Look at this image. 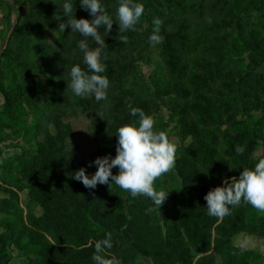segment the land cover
Listing matches in <instances>:
<instances>
[{
	"label": "rangeland",
	"instance_id": "obj_1",
	"mask_svg": "<svg viewBox=\"0 0 264 264\" xmlns=\"http://www.w3.org/2000/svg\"><path fill=\"white\" fill-rule=\"evenodd\" d=\"M4 1L10 6L17 0ZM232 1L236 9L222 0H156L166 42L153 46L152 22H138L131 31L138 33L140 46L128 41L118 53L107 48L102 53V62L112 67L134 61L147 93L125 73L109 83L107 99L95 111L77 108L67 87L72 66L87 70L73 41L98 45L70 27L59 30L67 23L65 0H22L16 10L0 6V55L11 60L0 63V88L8 97L3 115L0 92V172L18 181L0 178V246L8 264H71L78 251L92 246L93 255V240L59 234L51 221L64 233L90 225L128 228L139 250L106 256L121 264H159L156 254L166 250L155 239L156 223L175 245L171 263L182 255L186 264H264V213L242 201L218 218L208 214L203 199L264 158V0ZM71 2L76 19H92L80 0ZM100 2L114 22L109 33L98 29L107 45L118 30V0ZM19 7L20 24L13 30ZM60 33L68 41L63 48L53 45ZM129 103L151 115L155 128L177 146L175 168L155 182L158 191L169 192L160 208L115 184L87 189L73 179L82 167L89 177L94 174L95 165H88L97 157H115L117 129L138 121ZM237 145L245 147L242 155L235 152ZM120 205L129 209L126 222L114 214ZM43 215L50 220L47 233L28 220ZM91 257L75 264H94Z\"/></svg>",
	"mask_w": 264,
	"mask_h": 264
},
{
	"label": "clouds",
	"instance_id": "obj_2",
	"mask_svg": "<svg viewBox=\"0 0 264 264\" xmlns=\"http://www.w3.org/2000/svg\"><path fill=\"white\" fill-rule=\"evenodd\" d=\"M80 6L92 19H76L71 0H65L61 7L67 17V23L60 24L59 30L62 32L66 27H70L71 32H78L85 38L91 37L98 47L91 48L86 39L78 42V48L83 53V62L89 71H84L78 64L72 66L67 87L77 97L87 99L94 96L96 101L106 100L110 82L107 76L101 74L106 71L102 53L108 46L98 29L104 26L109 33L114 22L100 0H80ZM143 12L142 3L135 0H118L116 9L118 32L134 30ZM152 23L153 33L149 41L154 46L163 43V37L159 34L163 20L155 17ZM119 41L127 43L128 38L120 35ZM128 108L132 116H138V121L124 124L117 129L115 157L111 155L97 157L88 165V167L95 165L94 174L89 177L86 169L82 167L74 173L73 179L81 182L87 189H95L97 184L108 187L115 184L130 193L133 198L147 197L160 208L169 192L158 191L155 182L175 168L177 146L169 139L166 131L155 128L156 122L151 115L145 114L140 108L132 107L131 103L128 104ZM103 115L102 111L98 116L102 119ZM244 151V146L235 147L237 155H242ZM113 168L118 169V174L112 173ZM222 184V187L211 189L203 197L210 216L223 218L230 215L229 206H239L242 201L264 213V158H260L254 168H244L238 178L225 179ZM147 211L150 212L152 209L149 208ZM112 247L111 233H106L104 239L96 241L95 251L91 257L94 264H121L115 256L106 258L110 255L106 250Z\"/></svg>",
	"mask_w": 264,
	"mask_h": 264
},
{
	"label": "trees",
	"instance_id": "obj_3",
	"mask_svg": "<svg viewBox=\"0 0 264 264\" xmlns=\"http://www.w3.org/2000/svg\"><path fill=\"white\" fill-rule=\"evenodd\" d=\"M136 1H144V6L146 7V8H144V12L140 18L139 24L141 22H152L153 18H155V17H158L161 19V15L155 7V1L156 0H135V2ZM202 1L203 0H197L198 3H201ZM222 1L232 5L234 7V9H236L235 3H233L232 0H222ZM17 2L21 3L22 0L13 1V4H10V6H8L9 4L5 3L4 0H0V6L5 5L6 8L13 7L16 10L17 4H18ZM262 3H264V1H262ZM41 7L43 9H45V7H43V5H41ZM46 10H49V8ZM46 12H48V11H46ZM15 13H16V11H15ZM263 13H264V11H263ZM263 13H259V14H263ZM21 16H22V13H21V10L19 7V9L17 11V17L15 19V27H13V30L14 29L16 30L19 27ZM164 28H165V23L163 21V25L161 27V31L159 34L163 37L164 41L166 42L165 39L169 38V36H168V34L165 33ZM115 33H116V36L114 37L115 40L111 41L110 43L107 44V46H108L107 49L109 50L108 53H118L125 46L126 43H121L119 41L120 35L127 36L128 41H132L135 44V46L136 45L140 46L139 40L137 39L138 33H136V30L135 31L128 30L124 33H119L118 30H115ZM10 38L11 37L9 35V38L7 40V44H6V47L4 48V50L7 49L8 42H9ZM67 42H68L67 39L63 35H61V33H60V34H58V36L55 40V43L53 45H56L58 48H63ZM73 42H74V44H78L79 41L74 40ZM70 46L73 47V44H70ZM92 48H94V47L92 46ZM138 53L141 55V54H143V51L138 49ZM4 55L5 54L2 52L0 55V63L1 62L7 63V62L11 61L10 59L5 58ZM3 57H4V60H2ZM104 61H105V59H104ZM134 63H135L134 61H131L129 64L123 65L120 67H112L108 63L106 65V71L104 73H102L101 75L107 76L109 82L115 81L118 83L119 82L118 80H120V78L123 76V74L128 73L130 75H133V79L138 80V82L140 83L139 84L140 87L143 89V91L145 93H147L148 86L145 83V81H143L139 75L136 76V70H135ZM87 71H89L88 68H87L86 72ZM0 92L4 96L3 110L5 112H3V115H6V113H8V97H7L6 92L4 90H2L1 88H0ZM73 98H74V105L81 110L84 109L85 111H88V110L95 111L97 109V107L101 104L100 101L95 100L94 96L89 97L87 99H84V98L77 97L73 94ZM46 100L48 102V105L53 102L52 99H46ZM57 101L58 100L55 99V104L57 103ZM61 165L63 167L67 166V164L63 163V162H61ZM0 178L4 183H13V182L17 183L18 182L16 179L14 181H12V179L11 180L7 179L2 172H0ZM18 186H21V185H18ZM178 188L180 189V192H183L182 190L185 187H184L183 183H180V184H178ZM30 194L32 195L31 189H30ZM196 198H198V197H196ZM128 210L129 209L127 208V205H120V206L116 207V209H114V214H117L118 219H121V220L123 219L126 222V217H127V215H129ZM155 218H156V216H154V218L152 219L153 220L152 223L158 222V220L155 221ZM28 220L32 224L33 227L37 226L40 228L39 229L40 231L46 232V233L49 232L50 220L48 218H46L45 215L41 216L40 218L30 217ZM99 222H100V220H99ZM51 223L53 224L52 228L56 232H58L59 234H65L66 236L71 237L72 239H77V240H82V239L86 238V240L91 239L94 242H96V241L104 239L106 233H111L113 247L110 250H106V252L110 253V255H116V254L121 253V252H127V251H129L128 250L129 248H132V251H134L135 249L137 251V249L139 250V248H140L139 243H138V245L136 243L138 239H136V242H135L134 238L131 237V232L128 230V228H125L123 230H118V228H114V227L109 228L107 225H101V226L90 225V226L84 227L83 229H77V230L73 229L72 231L64 233L61 230V228L59 230V228L57 227V225L53 221H51ZM156 224H157V230L159 231V235H157L155 237V239H156L157 243L160 244L159 246L166 250V252H164V253L161 250L160 254H156L158 261H159V264H164V263H167V264H186L185 261L183 260L182 255H181V257H176L175 261L173 263H171V261H170L171 256L170 255L175 254V251L173 248V246H175V245L170 243L168 240H166L162 236L163 235L162 231H161L158 223H156ZM49 248L54 253L58 252V250L55 249L54 247H49ZM92 248H93V246H92ZM92 248L91 249L84 248V249H81L80 251H78L77 254L75 255L76 257H78L77 260L72 262L71 264H75V263L79 262L78 260L80 257H82L83 260L89 259L92 256V254H91ZM1 251H2V247L0 246V264H8V262L3 259L2 255H1Z\"/></svg>",
	"mask_w": 264,
	"mask_h": 264
},
{
	"label": "water",
	"instance_id": "obj_4",
	"mask_svg": "<svg viewBox=\"0 0 264 264\" xmlns=\"http://www.w3.org/2000/svg\"><path fill=\"white\" fill-rule=\"evenodd\" d=\"M8 38H9V34H8L7 37H6V41H5L4 48L6 47V44H7V40H8Z\"/></svg>",
	"mask_w": 264,
	"mask_h": 264
}]
</instances>
